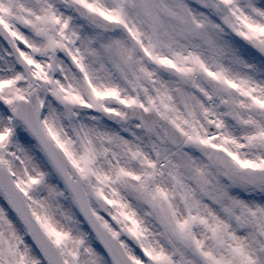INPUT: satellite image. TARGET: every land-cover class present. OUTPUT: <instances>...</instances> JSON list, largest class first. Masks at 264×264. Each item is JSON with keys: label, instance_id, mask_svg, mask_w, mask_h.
I'll list each match as a JSON object with an SVG mask.
<instances>
[{"label": "snow or ice", "instance_id": "6c2138e0", "mask_svg": "<svg viewBox=\"0 0 264 264\" xmlns=\"http://www.w3.org/2000/svg\"><path fill=\"white\" fill-rule=\"evenodd\" d=\"M0 264H264V0H0Z\"/></svg>", "mask_w": 264, "mask_h": 264}]
</instances>
